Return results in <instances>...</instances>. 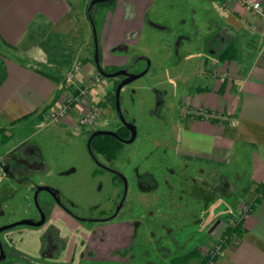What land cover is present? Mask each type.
Returning a JSON list of instances; mask_svg holds the SVG:
<instances>
[{"label":"rangeland","instance_id":"374dc122","mask_svg":"<svg viewBox=\"0 0 264 264\" xmlns=\"http://www.w3.org/2000/svg\"><path fill=\"white\" fill-rule=\"evenodd\" d=\"M180 1H184L185 5L179 6ZM88 2L86 0L85 6ZM149 2L150 0H113L111 3L101 0L93 6V19L101 44L100 64L107 68H119L125 64L131 72L140 71L145 66V60L139 56L152 55L160 44L159 40H165L167 30L145 24L140 38L135 42L132 38L138 32L137 25L144 22L145 18V21L175 26L179 13L183 10L191 16L199 0H155L146 17H133V4L143 13ZM123 17L129 27L118 37V32L122 33ZM175 29L176 27L169 34L170 37L166 38L170 45L174 39L180 40ZM222 31L225 30L221 29V36ZM214 38L217 41H207V45L215 43L222 49L227 47L228 41L220 37ZM76 43L78 49L83 45ZM121 44L126 45L127 50L121 49ZM87 49L93 68L86 72L84 83L98 72L92 58L93 47L89 45ZM156 55H159V51L153 54L154 62L144 74L125 83L120 90L124 116L129 120L132 118L137 127L135 138L130 142H123L115 159L106 160L101 154L95 153L100 161L119 169L127 178V195L122 209L114 219L130 218L134 225L130 247L134 251L131 253L135 254L136 264H146L148 261L153 264H169L168 259L191 249H196L199 253L197 256H200L203 252L218 247L221 236L234 235L228 232V228L239 220L238 210L244 202L239 204L235 212L236 202L240 200L238 196L241 183L246 181L244 171L229 164L209 170L205 164L200 166L193 160L178 157L176 152V124L182 116L181 112L187 110L179 95L182 90L179 87L180 79L193 78L198 57L183 61V58L176 55L168 58L170 63H167L164 58ZM58 60L56 66L65 70L64 77L74 62L80 64L79 72L86 71L83 58L71 59L69 63ZM164 77L169 81H164ZM105 79L106 77L100 76L98 82L87 87V92L83 97L81 95L78 102L71 101V108L66 115L70 121L64 120V117L55 121L41 119L28 140L8 151L13 162L11 167L14 169L0 173V225L23 217L34 219L38 216L33 199L37 184L57 188L61 198L78 217H99L113 208L119 184L117 181L111 182L109 171L97 170L98 165L86 147L87 135L91 129L103 126L114 129L119 124L111 103L100 98L102 92L108 89V78ZM161 86L169 88L160 93L158 87ZM157 92L164 97V102L159 107L154 103ZM60 96L61 93L58 98ZM93 105L100 107V118L93 124L80 123L78 116ZM6 140L8 145L14 138L8 136ZM1 148L0 155L3 156ZM21 155L27 159L28 165L16 163V157ZM37 201L46 215L44 222L39 225L16 224L1 230L0 244L5 256L0 261L7 262L17 258L22 252H34L33 258L49 264V259L54 260L59 252L57 248L60 247V236H67L71 246L73 242L80 241L84 228H100L102 225L96 221L83 223L74 215L70 223L68 217L71 216L54 203L46 190L38 192ZM64 213L67 220L62 217ZM218 218L220 220L214 226L215 230L209 231L210 224ZM50 243L56 249L47 250ZM46 250L49 251V257L44 256ZM188 262L189 260L184 264ZM80 264L92 263L81 261Z\"/></svg>","mask_w":264,"mask_h":264},{"label":"crops","instance_id":"0c3cea01","mask_svg":"<svg viewBox=\"0 0 264 264\" xmlns=\"http://www.w3.org/2000/svg\"><path fill=\"white\" fill-rule=\"evenodd\" d=\"M154 1L150 0L143 13L133 4V17H146ZM259 1L264 5V0ZM85 2L0 0L2 161L4 156L9 158L8 151L13 146L33 135V128H38L39 120L47 119V109L63 92L65 70L56 66L58 58L61 63H69L77 57L85 59L86 71L78 73V82L93 68L87 49L89 45L93 47V37ZM184 3L180 1L179 6ZM192 11L189 16L182 10L177 24H163L164 28L144 18V22L137 25L138 32L132 41L137 42L143 27L149 24L167 30L157 50L145 55L151 63L153 54L158 51L156 57L166 61L176 55L183 61L198 57L193 78L180 79L179 95L187 110L180 111L182 116L175 128L177 155L199 165L205 164L209 170L229 164L244 171L246 176L240 186L238 199L241 201L236 202L235 212L243 201L254 200V203L239 218L237 227L231 231L234 235L220 237L216 252L207 264H264V21L238 0H199ZM124 17L118 37L129 27ZM172 27H176L180 40L170 45L166 38L172 34ZM221 29L225 30L222 36ZM214 37L228 41L227 54L222 53L220 45H207ZM76 42L83 45L78 49ZM119 47L127 50L126 45ZM100 48L98 38V51ZM167 79L164 77V81H169ZM64 118L70 121L69 117ZM8 136L14 138L13 144L7 145ZM62 217L67 220L65 213ZM71 218L68 217L70 223ZM219 220L215 219L214 223ZM130 221V218H113L110 224L100 225V228L83 227L80 241L71 246L67 236L63 237V246L54 260L49 259V264H80L81 261L136 264L130 247L134 232ZM22 253L0 264H46L33 258L34 252ZM61 253L65 254L60 256ZM168 261L170 264V259ZM150 262L146 264H153ZM191 262L201 264L200 257L192 256L188 264Z\"/></svg>","mask_w":264,"mask_h":264},{"label":"flooded vegetation","instance_id":"af4514ba","mask_svg":"<svg viewBox=\"0 0 264 264\" xmlns=\"http://www.w3.org/2000/svg\"><path fill=\"white\" fill-rule=\"evenodd\" d=\"M93 8V7H92ZM163 27V26H162ZM164 28V27H163ZM177 35V34H176ZM176 42H177V38L176 39H174L173 40V44H176ZM143 59V58H142ZM143 60H145V59H143ZM106 71H113V70H115V69H118V68H115V67H113V68H107L106 66H103L102 64H100ZM145 66H146V60H145ZM144 66V67H145ZM151 66V61H150V65H149V67ZM143 67V68H144ZM149 67H148V69H149ZM119 68H125L126 70H128L127 68H126V65L125 64H122ZM142 68V69H143ZM141 69V70H142ZM147 69V70H148ZM129 71V70H128ZM101 77H106V79L105 80H107V78H108V80L110 81L109 82V87H108V89H107V91H105V92H102L103 94H102V96L100 97V98H102L103 99V101L104 102H109V103H111V107L113 108V110H114V112H115V114L117 115V119L119 120V124L113 129V128H111V127H108V126H103V127H95V128H93V129H91L89 132H88V135H87V138H88V136H89V134L94 130V129H97V128H101V129H109V130H113V131H115L116 132V134L117 135H114V134H109V135H113L114 137H117L120 141H121V143L123 144V142H125V141H123L122 140V138H127L128 136H129V129H128V127L122 122V120L120 119V117L118 116V114H117V112H116V109H115V104H114V95H115V86H116V84L118 83V81L123 77V75H112V76H104V75H102L101 74ZM104 79V78H103ZM165 86H161V87H158V88H160V93H162V92H164V89L166 90V88H164ZM122 88V87H121ZM156 87H154V89H155ZM158 88H156V89H158ZM121 90V89H120ZM109 94L110 95H112V101L113 102H111L107 97L109 96ZM157 94L158 95H156L155 96V98H154V103H155V105L157 106V107H159V106H161L162 104H163V102H164V97H162L161 95H159V92H157ZM121 95H122V93L121 92H119V104H120V109H121ZM121 112H122V114H123V116H124V113H125V111L124 110H122L121 109ZM124 118H125V116H124ZM125 120H127V121H132V122H134L133 120H132V118H130V120L128 119V118H125ZM136 125V124H135ZM119 130H123L124 131V134H120L119 133ZM100 134H108V133H100ZM136 134H137V127H136ZM96 135H99V134H96ZM96 135H94L92 138H91V141H92V139L96 136ZM175 140V139H174ZM86 141H87V139H86ZM91 141H90V148H91V151H92V153L94 154V156H95V158H96V160L98 161H95L96 162V164L98 165L97 166V170H99L100 172L101 171H103V170H107V171H109V173H110V178H111V182L112 183H114V181H117L118 182V184H119V187H118V190H117V198H116V200H115V203L113 204V208H111L109 211H106L103 215H101V216H99V217H78V216H76L75 214H73V212L71 211V209L68 207V205H67V203H66V201L65 200H63L62 198H61V195H60V192H58V194H56V195H58L59 196V203H57L55 200H54V198L52 197V195L49 193V195L52 197V199H53V201H54V203H57L61 208H62V210H63V212H65V213H67V214H69V216H71V217H73V215L76 217V218H79L80 220H82V222L84 223V222H86V221H96V223H98V224H110V222L112 221V219L113 218H115L116 216H117V214H118V212H120V210L122 209V207H123V201H124V199H125V197H126V195H127V191H128V182H127V187H126V193L124 194V185H123V181H122V179H121V177L118 175V174H116L115 172H113V170L114 169H116V168H114V167H111L108 163H103V161H100L97 157H96V155H95V153H99V154H101L106 160H111V159H115V157L116 156H114V157H109V156H106V155H104L103 153H101V152H99V151H95V150H93L92 149V147H91ZM121 144V145H122ZM87 147V146H86ZM21 150H22V148H21ZM87 150H88V148H87ZM119 150V149H118ZM117 150V151H118ZM89 152V151H88ZM116 154H117V152H116ZM91 155V154H90ZM11 156V155H10ZM92 157V156H91ZM4 159L6 160V162L4 161ZM3 159V161H2V155H1V171H0V173H2V174H4V173H6V172H9V171H13V170H11V169H14V168H12L11 167V164H13V162H11V160H12V158H4ZM15 160H17V164H19V163H25L26 165H28V163H27V159H25V158H23L22 157V155L21 156H18V157H16V159ZM195 162V161H194ZM15 163V164H16ZM30 163V162H29ZM15 164H14V167H15ZM116 170H119V169H116ZM120 171V170H119ZM122 172V171H121ZM123 173V172H122ZM124 174V173H123ZM126 177V176H125ZM126 180H127V178H126ZM123 197V198H122ZM122 199V203H121V205H120V208H119V210L117 211V213L115 214V215H113L112 216V213L114 212V210H115V208H116V206L119 204V202H120V200ZM39 217V212H38V216L36 217V218H34V219H37ZM45 218H46V215H45ZM98 221V222H97ZM101 221V222H100ZM214 224V221L210 224V227L212 226ZM53 225V224H52ZM216 225V224H215ZM214 225V226H215ZM213 228V227H212ZM212 228H210V231H211V229ZM59 232V231H58ZM59 244H60V247L59 248H57L58 249V251H60V249H61V247L63 246V243H64V239H63V237L62 236H60L59 238ZM53 248V249H52ZM48 249H52V250H54V249H56V247H55V245H53L52 243H50L48 246H47V250ZM45 251V253H44V256L46 257H49L50 256V254H47L49 251ZM39 251H40V249H39ZM24 253H21L20 254V256H22ZM52 254H53V252H52Z\"/></svg>","mask_w":264,"mask_h":264},{"label":"water","instance_id":"95a60500","mask_svg":"<svg viewBox=\"0 0 264 264\" xmlns=\"http://www.w3.org/2000/svg\"><path fill=\"white\" fill-rule=\"evenodd\" d=\"M98 1H101V0H89V2L87 4V7H86L87 15H88V18H89V21H90V24H91V31H92V37H93V54H92V58H93L94 65H95L96 69L98 70V72L100 74H102L104 76L123 75V77L118 81V83L115 86L114 104H115V109H116V112H117L118 116L120 117V119L122 120V122L129 129V136L127 138H122V140L125 141V142H130L136 136V125L132 121L125 120V118H124V116H123V114L121 112V109H120L119 92H120L121 87L125 83L130 82L131 80H133L136 77L144 74L147 71V69H148V67L150 65V59L147 56H145V55H140L139 56V58H143V59L146 60V66L142 70H140L138 72H131V71L126 70L125 68H118V69H115L113 71H106L100 65V62H99V51H98L97 31H96L95 24L93 22V19L91 17V14H90V8L95 3H97ZM151 23L154 26L162 27L159 23H156V22H151ZM100 133H108V134L117 135L116 132L113 131V130L101 129V128L94 129L89 134V136L87 138V141H86V146L88 148L89 153L91 154L92 158L95 161H97V160H96L94 154L91 151L90 141H91V138L94 135L100 134ZM113 172H115L116 174H118L121 177V179L123 181V185H124V194H125L126 193V187H127V180H126L125 175L121 171L116 170V169H114ZM40 190H46L48 193H50L52 195V197L54 198V200L57 203H59V196L56 195L59 192V190L57 188H55L53 186H50V185H47V184H37L35 186V188H34V191H33V199H34L35 206H36V208H37V210L39 212V217L37 219H32V218H29V217H23V218H20V219H17V220L8 222V223H4V224L0 225V231L3 230V229H5V228L14 226L16 224L39 225L42 222H44V220H45V214L42 211V209L40 208V206L38 204V201H37V194H38V192ZM121 203H122V199L120 200L119 204L116 206L114 212L112 213V216L117 213V211L120 208ZM215 224H216V222L210 228H212ZM4 256H5V254H4V252H3L2 248H1V244H0V260H2L4 258Z\"/></svg>","mask_w":264,"mask_h":264},{"label":"built area","instance_id":"2783aa9c","mask_svg":"<svg viewBox=\"0 0 264 264\" xmlns=\"http://www.w3.org/2000/svg\"><path fill=\"white\" fill-rule=\"evenodd\" d=\"M245 9L254 12L262 21H264V5L259 0H238ZM80 71V64L74 62L67 70L65 75L64 91L61 93L62 96L58 98L57 102L51 105L46 111V118L49 121H55L68 114L71 108V101L78 102L81 95H85L87 87L93 85L100 80L101 74L96 72L91 76L85 83L77 81V73ZM88 87V88H89ZM100 107L97 105L91 106V109L78 116V121L82 124H93L95 120L100 118ZM234 123V122H233ZM0 171H1V155H0ZM252 206L251 201H244L239 209V217L248 211ZM216 248L209 249L210 255H214ZM211 261V258L209 259Z\"/></svg>","mask_w":264,"mask_h":264},{"label":"trees","instance_id":"16d2710c","mask_svg":"<svg viewBox=\"0 0 264 264\" xmlns=\"http://www.w3.org/2000/svg\"><path fill=\"white\" fill-rule=\"evenodd\" d=\"M106 1H109L112 3L113 0H106ZM97 3H95L93 6H95ZM92 6V7H93ZM90 8V14H91V17L93 19V14H92V9L93 8ZM93 22H94V19H93ZM150 23L152 21H149ZM95 24V22H94ZM152 24V23H151ZM161 25V24H160ZM163 26V25H161ZM229 52V47H226L225 49H223L222 53H226ZM0 65L1 64V59H0ZM1 66H0V74H1ZM2 75H0L1 77ZM111 102L112 101V95L109 94V96L107 97ZM119 133L122 135L124 134V131L122 130H119ZM121 141L117 138V137H114L113 135H109V134H99V135H96L92 141H91V147L93 150L95 151H99L101 153H103L104 155L106 156H109V157H114L116 156V152L117 150L121 147ZM251 203L253 204L254 203V200L251 201ZM238 225V221L234 222L233 225L231 226V228H228V232H231L232 230H234ZM199 253L196 249H191L181 255H177V256H174L170 262L172 264H184L185 261L189 260L192 256H197ZM200 263L201 264H207L209 259L213 257V255L211 256L209 251L208 252H203V254H200Z\"/></svg>","mask_w":264,"mask_h":264}]
</instances>
